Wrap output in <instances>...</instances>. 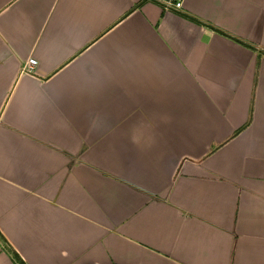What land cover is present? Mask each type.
Returning <instances> with one entry per match:
<instances>
[{
    "label": "crops",
    "instance_id": "obj_1",
    "mask_svg": "<svg viewBox=\"0 0 264 264\" xmlns=\"http://www.w3.org/2000/svg\"><path fill=\"white\" fill-rule=\"evenodd\" d=\"M0 234L25 264H264V0H0Z\"/></svg>",
    "mask_w": 264,
    "mask_h": 264
},
{
    "label": "built area",
    "instance_id": "obj_2",
    "mask_svg": "<svg viewBox=\"0 0 264 264\" xmlns=\"http://www.w3.org/2000/svg\"><path fill=\"white\" fill-rule=\"evenodd\" d=\"M156 1L164 9H175L180 10L181 0H153ZM36 64V59L33 57H28L22 65H20L21 71H32L34 65Z\"/></svg>",
    "mask_w": 264,
    "mask_h": 264
},
{
    "label": "trees",
    "instance_id": "obj_3",
    "mask_svg": "<svg viewBox=\"0 0 264 264\" xmlns=\"http://www.w3.org/2000/svg\"><path fill=\"white\" fill-rule=\"evenodd\" d=\"M189 17L192 18V19H194V20H196L194 17H191V16H189ZM233 38L235 40H237L238 42L246 45V46L253 47L252 44H250V43H248L246 41H242V40H240V39H238L236 37H233ZM3 240L4 239H3L2 235L0 234V242H1V245L4 246V248H6V250L10 253V256L12 257V260L14 261V264H25L23 262V260L20 258V256L16 253V251H14L11 247H8L6 245V242L3 241Z\"/></svg>",
    "mask_w": 264,
    "mask_h": 264
}]
</instances>
